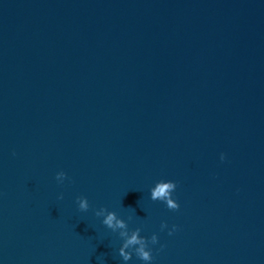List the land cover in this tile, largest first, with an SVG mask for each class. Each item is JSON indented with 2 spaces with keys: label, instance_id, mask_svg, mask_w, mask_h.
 <instances>
[{
  "label": "water",
  "instance_id": "95a60500",
  "mask_svg": "<svg viewBox=\"0 0 264 264\" xmlns=\"http://www.w3.org/2000/svg\"><path fill=\"white\" fill-rule=\"evenodd\" d=\"M100 206L153 264H264V0H0V264H121Z\"/></svg>",
  "mask_w": 264,
  "mask_h": 264
},
{
  "label": "clouds",
  "instance_id": "9594fccd",
  "mask_svg": "<svg viewBox=\"0 0 264 264\" xmlns=\"http://www.w3.org/2000/svg\"><path fill=\"white\" fill-rule=\"evenodd\" d=\"M13 155H15L14 152ZM218 159L223 163L226 160V153L221 151L218 154ZM54 179L57 185H64L66 181L71 182V178L64 170L56 171ZM176 189L177 181L167 178L156 179L148 187V198L151 201L162 203L169 210L175 211L180 208V204L176 198ZM63 198V192L57 193V200H63ZM75 206L77 211L81 213H87L90 209L89 200L83 195L75 198ZM93 212L99 218V223L110 230L116 237L118 247L115 248V252L121 264H153L155 259L153 255L154 246L159 243L157 232L154 231L148 236L143 235L141 226L129 225L131 216L125 219L118 215L116 211L103 206L93 209ZM159 231H166L171 236L178 231V225L175 223L168 224L162 220L159 224ZM163 247L160 244L156 251H159ZM101 264H105V261H101Z\"/></svg>",
  "mask_w": 264,
  "mask_h": 264
}]
</instances>
